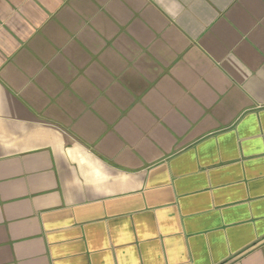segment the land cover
<instances>
[{"label": "crops", "instance_id": "0c3cea01", "mask_svg": "<svg viewBox=\"0 0 264 264\" xmlns=\"http://www.w3.org/2000/svg\"><path fill=\"white\" fill-rule=\"evenodd\" d=\"M0 264H264V0H0Z\"/></svg>", "mask_w": 264, "mask_h": 264}]
</instances>
